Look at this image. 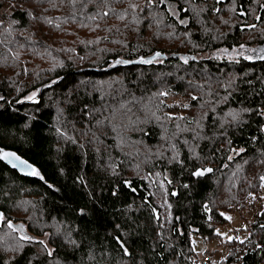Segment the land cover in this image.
Segmentation results:
<instances>
[{"label": "trees", "instance_id": "trees-1", "mask_svg": "<svg viewBox=\"0 0 264 264\" xmlns=\"http://www.w3.org/2000/svg\"><path fill=\"white\" fill-rule=\"evenodd\" d=\"M3 150L38 175L0 160V264H200L264 177V0H22ZM246 228L209 264H264V207Z\"/></svg>", "mask_w": 264, "mask_h": 264}, {"label": "rangeland", "instance_id": "rangeland-1", "mask_svg": "<svg viewBox=\"0 0 264 264\" xmlns=\"http://www.w3.org/2000/svg\"><path fill=\"white\" fill-rule=\"evenodd\" d=\"M22 0H9L3 8L0 10V22H2L6 16H8L15 8L20 4ZM255 48V47H253ZM153 60H146L147 63L152 62ZM31 93L28 99L33 97ZM165 103L172 108L170 113L176 114L177 111H180L186 102L184 96H172L165 93L164 97ZM108 114V113H106ZM111 114V113H110ZM106 118V117H105ZM104 118V120H106ZM112 122H113V118ZM114 130H117V126L112 125ZM96 132L102 134L101 130L104 129L103 125L100 124L95 127ZM100 143V142H99ZM101 146H99V149ZM264 207V179L261 180V185L259 190L251 195L245 202V207L241 212H230L227 214V222L223 225H219L216 228L217 238H214L210 241H204L199 236H192V244L194 251L197 254V259L199 260L205 253L211 254L212 261H219L221 258L225 257L230 252L229 242L234 241L239 243L237 250L240 251L241 243H243L248 237L246 227L254 220V218L262 211ZM60 231V229H57ZM51 251V250H50ZM238 264V263H235Z\"/></svg>", "mask_w": 264, "mask_h": 264}, {"label": "water", "instance_id": "water-1", "mask_svg": "<svg viewBox=\"0 0 264 264\" xmlns=\"http://www.w3.org/2000/svg\"><path fill=\"white\" fill-rule=\"evenodd\" d=\"M193 1H199V0H193ZM200 1H205V0H200ZM225 0H217V3L223 2ZM4 152H10V153H14L12 151H1L0 152V156L3 155ZM17 157H19V160L17 161H11V158H0V160L4 163V165H6L8 168L18 172L20 175L24 176V177H31L34 176V174H32V170L34 169V167L29 164L27 161H25L23 158H21L20 156H18L16 153H14ZM20 161H24V163H20ZM15 164V166H13ZM27 165H30L31 168L27 167ZM35 170V169H34ZM36 171V170H35ZM201 173L200 175H203L205 172H198ZM199 175V176H200ZM0 217H2V212L0 211ZM1 219V218H0Z\"/></svg>", "mask_w": 264, "mask_h": 264}, {"label": "snow or ice", "instance_id": "snow-or-ice-1", "mask_svg": "<svg viewBox=\"0 0 264 264\" xmlns=\"http://www.w3.org/2000/svg\"><path fill=\"white\" fill-rule=\"evenodd\" d=\"M107 13H105V15H106ZM157 55H159V54H157ZM11 158V160H10V162L11 161H17V160H19V157H17L14 153H10V152H4L3 153V155L2 156H0V158ZM20 163H24V161H20ZM13 166H15V164L13 165ZM27 167H29V168H31V166L30 165H27ZM32 174H34V175H38V173L33 169L32 170ZM201 173H197V175H200ZM262 179H264V177H262ZM0 218H2V217H0ZM8 227H10V228H13V225L11 224V223H9L8 224ZM16 229L15 228H13V231H15ZM20 239H22V240H26V239H30L29 237H26V236H21L20 237ZM42 243V242H41ZM49 255H51V253H49Z\"/></svg>", "mask_w": 264, "mask_h": 264}, {"label": "built area", "instance_id": "built-area-1", "mask_svg": "<svg viewBox=\"0 0 264 264\" xmlns=\"http://www.w3.org/2000/svg\"><path fill=\"white\" fill-rule=\"evenodd\" d=\"M211 262V254L205 253L202 257L199 259L200 264H209Z\"/></svg>", "mask_w": 264, "mask_h": 264}, {"label": "flooded vegetation", "instance_id": "flooded-vegetation-1", "mask_svg": "<svg viewBox=\"0 0 264 264\" xmlns=\"http://www.w3.org/2000/svg\"><path fill=\"white\" fill-rule=\"evenodd\" d=\"M216 1V0H215ZM258 20H259V17H258Z\"/></svg>", "mask_w": 264, "mask_h": 264}]
</instances>
